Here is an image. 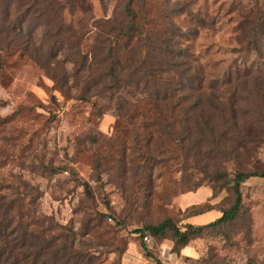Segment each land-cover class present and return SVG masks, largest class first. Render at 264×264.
<instances>
[{"label":"rangeland","instance_id":"obj_1","mask_svg":"<svg viewBox=\"0 0 264 264\" xmlns=\"http://www.w3.org/2000/svg\"><path fill=\"white\" fill-rule=\"evenodd\" d=\"M125 2L71 0L60 31L48 18L7 32L0 18L10 233L0 258L9 252L10 264H171L170 230L148 243L133 231L166 218L181 226L177 200L198 187L217 188L203 209L225 210L234 195L216 172L264 168V0H133L135 21ZM112 61L117 85L104 76ZM241 199L234 219L205 228L179 260L264 264V178L245 180ZM47 239L64 258L50 263Z\"/></svg>","mask_w":264,"mask_h":264},{"label":"trees","instance_id":"obj_2","mask_svg":"<svg viewBox=\"0 0 264 264\" xmlns=\"http://www.w3.org/2000/svg\"><path fill=\"white\" fill-rule=\"evenodd\" d=\"M0 2H1L0 3V18H2L1 28H3L4 30L6 29L5 31H7V32L22 29L23 25L26 24L27 22L31 21V20L37 21L38 19H43V20L47 21L48 18H49L48 22L56 21L55 25L58 26V30L60 31L63 28V26L66 24L62 19L61 13H62L63 9L66 7V5H68V6L71 5V0H0ZM132 2H133V0H126V2L124 4V9H125L126 16L129 17L131 19V21H135L134 20L135 13L131 7ZM51 4H53V5H51ZM45 5L46 6L47 5L52 6L53 12L48 11L46 9ZM44 6H45V8H44ZM11 9H13L14 11L12 12ZM134 26H135V22H132V23L127 25V31H128L127 35L129 36V38H133V31L135 30ZM67 29H69V28H67ZM9 37H10V34L7 33L6 38H9ZM63 43H64V40H61V47L63 46ZM99 46H100V44H99ZM94 49L97 50V48H95V47H94ZM74 54L76 56H81V58L79 60V64H80V67L84 68L86 60H87V55H85V54L80 55V50H77V52H75ZM114 64L115 63H113V61H112V64L109 67V70L106 72V74H104V76L107 78L108 82L111 81V83H113L114 85H117L116 83L119 81V75L115 71L116 66ZM187 73H189L188 79H191L194 82H196V81L198 82V75L196 74V70H194L192 72L188 71ZM261 91H264V90L257 89L256 93L261 96L260 106L264 107V94ZM214 106H216V105H214ZM199 109H201V107ZM231 109H230L231 113L234 112V109L233 108H231ZM202 110H203V108H202ZM235 115L236 114H234V115L231 114L230 121L234 127H237L240 125V122H239V120L237 122ZM196 122H197V120L195 121V124H196ZM197 124H199V123H197ZM197 124H196V126H197ZM169 134H170V136H173L172 132H170ZM222 137L225 138L226 136L224 134H222ZM216 175L219 178L223 177L224 180H223L222 185L224 186L226 184L225 188L229 191H232V193L234 195V200H233L232 205L229 208L222 210L221 215L219 217H217L216 219H214L208 223H205V224H193V223L185 222L186 219H189L195 215H198L200 213H203L205 211L213 209V207H211V206H207L203 209L201 204H194L190 208L188 207L184 211H181V212H183L182 217H181L182 218L181 223H183V224L180 223L181 226L176 224L172 219L166 218V219L162 220L161 222H159L158 224L145 225L142 228L135 229L133 232L139 234V237L142 239L144 236H147L152 240L153 238H156V239L166 238V233L168 230H170L172 233L171 241L173 242V248H172L173 250L172 251L179 256L180 250L183 247H185L195 237L199 236L205 228L220 226L223 223H228L229 221H231L232 219H234L238 215V212H239L241 204H242V202H241V200H242L241 199V186H242L243 182L250 177H263L264 178V168L262 170H260L259 172L254 171L253 169L251 170V169L238 168V170H236L234 172L232 177H230L229 174L226 172H220V173L216 172ZM83 187H84L85 191L88 190V186L86 183L83 184ZM210 188L212 190L211 197H213L216 195L217 188L213 187V185L210 186ZM191 191H193V190H191ZM8 213H10V212H8ZM4 216L2 218H0V243H2L3 245H5L6 241L8 242V236H10V233L6 232L5 226H7V224L5 221L6 218ZM50 243H52V242L49 239L44 240V242L40 243L41 244L40 249L46 250L47 251L46 255L49 257L51 256L50 258L48 257V260L50 261V263H51V260L56 261L57 259H59L61 257V255L64 258V255H63L64 252L61 253V250H59L58 248L57 249L53 248L52 244L50 245ZM144 243L145 242H141V247L144 250V252L146 253V255L150 257L151 253L149 252V250L147 249V247L145 246ZM59 253H61V254H59ZM122 254H123V252H122ZM10 255L11 254H9V252H8V255H6V260H3L1 257L0 258V264L3 262L9 263V261H10L9 256ZM72 256H73V254H72ZM66 258H67V256H66ZM75 259H76L75 264H77L78 260H80V259L77 257ZM84 263L86 264L87 262L84 261ZM13 264H15V261H13ZM61 264H67V263L61 262Z\"/></svg>","mask_w":264,"mask_h":264},{"label":"crops","instance_id":"obj_3","mask_svg":"<svg viewBox=\"0 0 264 264\" xmlns=\"http://www.w3.org/2000/svg\"><path fill=\"white\" fill-rule=\"evenodd\" d=\"M197 195L200 196L199 199L196 198ZM211 195H212L211 188L203 186V187L198 188L194 192H188V193H184L180 195L177 201H178L179 207H181L182 211H184L186 207L192 206L194 204H199L202 201H204V199H206L207 197H211ZM220 215H221L220 210L210 209L208 211L195 215L189 219H186L185 222H189L193 224H205V223H208L216 219ZM172 245H173V242L171 241V243L168 244L166 248L170 249ZM188 246L189 245H186L180 250L179 257L176 253L169 252V258L171 259V264H187L184 261L179 260V259H182V256H186V257L190 256L188 254V251H189ZM173 256L175 258H173Z\"/></svg>","mask_w":264,"mask_h":264},{"label":"built area","instance_id":"obj_4","mask_svg":"<svg viewBox=\"0 0 264 264\" xmlns=\"http://www.w3.org/2000/svg\"><path fill=\"white\" fill-rule=\"evenodd\" d=\"M143 240H144L145 242H147V243L151 241V239H150L149 237H147V236H144V237H143Z\"/></svg>","mask_w":264,"mask_h":264}]
</instances>
